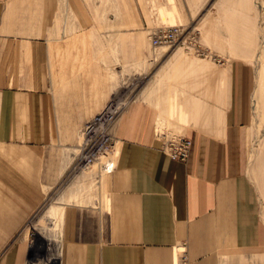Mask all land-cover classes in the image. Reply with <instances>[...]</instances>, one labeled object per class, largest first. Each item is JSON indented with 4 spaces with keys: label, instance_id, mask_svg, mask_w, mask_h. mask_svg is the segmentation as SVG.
Returning <instances> with one entry per match:
<instances>
[{
    "label": "crops",
    "instance_id": "crops-1",
    "mask_svg": "<svg viewBox=\"0 0 264 264\" xmlns=\"http://www.w3.org/2000/svg\"><path fill=\"white\" fill-rule=\"evenodd\" d=\"M68 1L0 0V264H174L182 246L190 264H264V204L244 170L248 121L230 71L184 79L159 69L112 127L107 204L66 203L61 234L44 247L57 260L32 250L28 224L48 189L47 72L69 40L55 38L56 19L76 21L71 34L90 29ZM160 129L188 140L186 161L164 151Z\"/></svg>",
    "mask_w": 264,
    "mask_h": 264
},
{
    "label": "rangeland",
    "instance_id": "rangeland-1",
    "mask_svg": "<svg viewBox=\"0 0 264 264\" xmlns=\"http://www.w3.org/2000/svg\"><path fill=\"white\" fill-rule=\"evenodd\" d=\"M77 4L90 24L85 34L76 35L78 24L70 17L56 19L61 32L55 38L69 40L67 49L58 46L55 55L51 50L47 72L54 101L45 164L48 189L28 224L32 250L37 244L38 255H43L45 241L59 237L66 203L107 204L103 164L117 141L113 123L141 90L155 85L159 69H165L169 78L179 74L192 79L199 72L234 74L248 121L244 170L264 204V0H77ZM170 28L179 30L175 42L153 46L157 32ZM195 83L185 80L184 89H195ZM105 108L112 116L107 124L86 130ZM166 133L178 137L169 129ZM106 144L109 151L103 153ZM54 254L48 251L41 259L57 260Z\"/></svg>",
    "mask_w": 264,
    "mask_h": 264
},
{
    "label": "built area",
    "instance_id": "built-area-1",
    "mask_svg": "<svg viewBox=\"0 0 264 264\" xmlns=\"http://www.w3.org/2000/svg\"><path fill=\"white\" fill-rule=\"evenodd\" d=\"M179 30L178 29H168V30H162L157 32L156 36L152 40L153 46L157 47L158 45H170L172 42H175V39L178 37ZM108 109H104L100 114H98L95 118H92L91 122L86 126V130L91 128L92 123L94 125H97L98 123L104 124L108 122L112 116L108 117L107 112ZM120 114H118L119 116ZM118 118V117H117ZM117 120V119H116ZM114 121V123L116 122ZM113 123V125H114ZM107 124V123H106ZM114 127V126H113ZM155 137L159 140L163 141V149L167 152V154L172 159H177L178 161H186L188 157V150H189V142L184 137H176V136H169L165 133H163L161 130L156 131ZM103 153H105L106 150L109 151V145H105ZM100 151V149H99ZM97 159V158H95ZM103 170L111 171L112 168H114L111 165L108 164V161L106 164H103ZM175 263L174 264H190L191 261H189L188 255L186 253V247L182 246L179 247L176 250V256H175Z\"/></svg>",
    "mask_w": 264,
    "mask_h": 264
},
{
    "label": "bare ground",
    "instance_id": "bare-ground-1",
    "mask_svg": "<svg viewBox=\"0 0 264 264\" xmlns=\"http://www.w3.org/2000/svg\"><path fill=\"white\" fill-rule=\"evenodd\" d=\"M94 124L92 123V125L91 126H93ZM112 166H114V165H112ZM113 169V168H112Z\"/></svg>",
    "mask_w": 264,
    "mask_h": 264
}]
</instances>
